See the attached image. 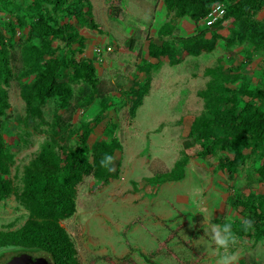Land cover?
<instances>
[{"label": "rangeland", "instance_id": "obj_1", "mask_svg": "<svg viewBox=\"0 0 264 264\" xmlns=\"http://www.w3.org/2000/svg\"><path fill=\"white\" fill-rule=\"evenodd\" d=\"M237 1L224 0V4ZM161 2L88 0L84 12L90 5L94 26L67 19L85 39L84 47L75 45L69 50L57 41L53 56L70 53L77 59L91 60L99 95L93 94L91 85L82 78L73 80L71 69L66 70L61 80L73 89V98L67 106L59 98L47 99L37 117L23 97L25 86L35 75L25 73L22 50L26 45L40 44L28 32L38 14L47 11L64 20V13L54 12L47 0H0V30L5 33L9 22L18 29L11 38L5 33L14 54V78L6 111L11 117H3L1 133L12 156L8 179L14 194L0 201V230L15 231L29 218L18 197L23 190L24 169L46 145L67 163L69 154L80 147L83 126L89 124L90 148L99 140L115 141L119 148L109 165L110 182L104 184L93 172L85 176L77 186L75 215L61 222L75 244L79 264H121L120 258L128 253L126 238L134 248L136 264H218L220 252L209 241L203 225L228 220L238 237L228 250L232 256L229 264H264V237H256L253 228L248 232L240 229L241 219H250L253 210L264 211V180L257 173L264 160L262 148L243 146L247 158L230 177L218 164L226 158L235 159L233 152L218 149L204 159L199 157L204 145L188 137L193 121L205 112L201 93L215 76H236L231 88L247 84L250 90L264 89V51L239 40L230 45L220 41L212 52L199 56L180 54L182 40L207 28L189 17L169 13L160 7ZM253 18L264 26V8ZM22 22L26 25L19 28ZM168 23L173 33L160 35L159 30ZM237 27L227 20L216 30L231 38ZM211 36V31H206V38ZM130 40L134 41L132 48ZM165 43L178 51L180 63L152 56L155 48ZM96 45L112 51L98 57L91 52ZM148 79L142 105L132 116L134 99L129 91ZM88 157L92 162L91 151ZM179 162L185 163L184 177L164 181ZM132 221L135 225L123 238V228ZM155 249L159 255L145 260L142 254ZM16 252L7 249L0 262Z\"/></svg>", "mask_w": 264, "mask_h": 264}, {"label": "trees", "instance_id": "obj_2", "mask_svg": "<svg viewBox=\"0 0 264 264\" xmlns=\"http://www.w3.org/2000/svg\"><path fill=\"white\" fill-rule=\"evenodd\" d=\"M166 10L177 17H189L196 24L206 17L217 3L224 0H163ZM54 12H63L64 20L47 11L38 14L36 20L30 24L29 36L39 40V45L29 44L22 50L25 73L33 74L32 83L25 86L23 97L30 112L41 116L40 106L47 99L59 98L63 106H67L73 98V89L61 80L64 71L72 70V79L82 78L91 85L93 94L99 95L96 86L97 74L91 60L77 59L70 53L53 56L54 42H59L69 50L77 45L83 49L85 39L76 27L67 19L76 18L78 21L93 25L90 5L89 11L84 12L88 0H47ZM225 5V4H224ZM225 14L216 24L206 27L207 30L188 37L183 41L181 53L199 56L202 52H212L220 41L230 45L235 41H246L258 50L264 51V26L260 27L254 20V15L264 8V0H238L225 5ZM227 20H232L238 26L232 31L231 38H225L216 28ZM24 22L19 28H24ZM5 33L15 36L17 26L11 22L5 26ZM211 31V38H206ZM0 30V201L14 194L12 182L8 179L12 166V156L6 150L1 133L4 124L3 117L9 119L6 111L10 108L9 88L13 81L12 60L14 54L6 34ZM173 27L165 24L160 35H171ZM132 48L134 41L128 43ZM154 50L152 46V51ZM155 58L167 57L172 64L180 63L177 50L167 43L162 48H155ZM213 72V71H212ZM215 75V73H214ZM238 78L225 75L215 76L207 88L201 93L205 99V112L197 117L190 128L189 138L204 145L199 157L207 158L218 149L227 150L235 154V159H224L218 164V169L225 170L230 177L247 156L242 147L262 148L264 153V89L250 90L247 84L231 88L229 84L237 82ZM149 79L143 85L132 88L129 97L134 99L130 113L134 116L142 105L143 97L149 88ZM88 93V91H87ZM90 94V93H88ZM92 94V95H93ZM249 98V100H246ZM259 100L260 104L256 101ZM92 130L89 124L83 126L80 136V147L69 154L68 162H64L58 153L49 145L42 148L39 155L25 169L23 174V190L18 195L21 204L28 210L29 218L26 223L15 231L0 230V260L9 248L17 251L7 261L0 264H13L25 254H41L52 259L53 264H79L75 244L63 227L62 221L72 218L76 213L77 186L85 176L93 172L95 178L108 184L113 177L109 172V165L101 166L103 156L114 157L119 144L115 141H95L89 147ZM189 147V145H188ZM93 154V161L89 160V152ZM185 163L179 162L164 181H179L183 176ZM258 176L264 180V160L257 168ZM253 229L258 238L264 237V211L253 210L250 218ZM135 221L127 224L122 231L125 238L127 231ZM128 253L120 258L121 264H136L132 253L134 248L125 239ZM159 255L155 249L142 254L145 260L154 259ZM180 264H198L181 261Z\"/></svg>", "mask_w": 264, "mask_h": 264}, {"label": "clouds", "instance_id": "obj_3", "mask_svg": "<svg viewBox=\"0 0 264 264\" xmlns=\"http://www.w3.org/2000/svg\"><path fill=\"white\" fill-rule=\"evenodd\" d=\"M112 160V157L105 155L102 157L101 166H107ZM204 232L208 234V239L216 247V250L220 252L218 257V264H229L232 260V256L228 253V250L232 245L237 242V234L233 230V224L230 220L223 223H208L203 225ZM253 228V222L250 219L243 218L240 221V229L243 232H248Z\"/></svg>", "mask_w": 264, "mask_h": 264}, {"label": "built area", "instance_id": "obj_4", "mask_svg": "<svg viewBox=\"0 0 264 264\" xmlns=\"http://www.w3.org/2000/svg\"><path fill=\"white\" fill-rule=\"evenodd\" d=\"M225 5L223 3H217L213 6L212 10L209 14L200 20V25L203 24L206 27H211L216 24L225 14ZM105 51V53H103ZM111 47H105V49L101 46L96 45L91 52L94 53L96 56L100 57L101 54H106L111 52Z\"/></svg>", "mask_w": 264, "mask_h": 264}, {"label": "water", "instance_id": "obj_5", "mask_svg": "<svg viewBox=\"0 0 264 264\" xmlns=\"http://www.w3.org/2000/svg\"><path fill=\"white\" fill-rule=\"evenodd\" d=\"M13 264H53V261L48 256L25 254L19 257Z\"/></svg>", "mask_w": 264, "mask_h": 264}, {"label": "crops", "instance_id": "obj_6", "mask_svg": "<svg viewBox=\"0 0 264 264\" xmlns=\"http://www.w3.org/2000/svg\"><path fill=\"white\" fill-rule=\"evenodd\" d=\"M162 2H161V4H160V7L162 8V9H165L166 10V6H165V4H164V2H163V0H161ZM162 58V57H161Z\"/></svg>", "mask_w": 264, "mask_h": 264}]
</instances>
